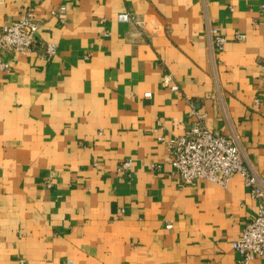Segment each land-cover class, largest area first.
Wrapping results in <instances>:
<instances>
[{
	"label": "crops",
	"instance_id": "crops-1",
	"mask_svg": "<svg viewBox=\"0 0 264 264\" xmlns=\"http://www.w3.org/2000/svg\"><path fill=\"white\" fill-rule=\"evenodd\" d=\"M26 9L37 48L0 75V264H235L259 201L241 175L183 184L160 138L194 108L264 181V0H0V34Z\"/></svg>",
	"mask_w": 264,
	"mask_h": 264
},
{
	"label": "built area",
	"instance_id": "built-area-1",
	"mask_svg": "<svg viewBox=\"0 0 264 264\" xmlns=\"http://www.w3.org/2000/svg\"><path fill=\"white\" fill-rule=\"evenodd\" d=\"M54 15L64 16L57 12ZM118 22L141 26L140 19L130 12L121 13ZM40 25L34 9H26L22 16L10 25L4 26L0 34V75L11 72V65L6 60L10 54L26 55L37 48ZM212 57L224 50L227 39L216 28L207 27ZM240 39L243 37H239ZM43 47V46H42ZM44 55L54 56L57 45L48 43L43 47ZM166 83L172 90L178 91L171 75L166 76ZM151 97V94H146ZM259 99L255 105H260ZM196 121L182 135L164 138L160 141L167 144L170 150V161L183 184L196 180H206L227 186L236 175H241L244 185L252 197L259 201L256 217L249 222L241 236L233 242L237 254L235 264H252L257 257H264V181L245 157L238 138L235 135L222 136L212 132L205 123V115L192 109ZM118 171L128 176L132 173V161L120 164ZM172 227L171 225L168 228ZM23 262V261H22ZM207 264H218L210 261Z\"/></svg>",
	"mask_w": 264,
	"mask_h": 264
}]
</instances>
